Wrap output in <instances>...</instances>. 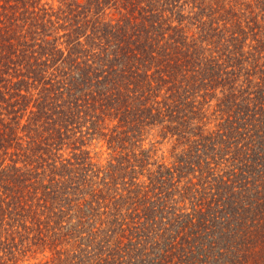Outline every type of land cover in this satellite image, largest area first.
I'll return each mask as SVG.
<instances>
[{"label": "trees", "instance_id": "obj_1", "mask_svg": "<svg viewBox=\"0 0 264 264\" xmlns=\"http://www.w3.org/2000/svg\"><path fill=\"white\" fill-rule=\"evenodd\" d=\"M59 2L0 0V264H264V0Z\"/></svg>", "mask_w": 264, "mask_h": 264}, {"label": "rangeland", "instance_id": "obj_2", "mask_svg": "<svg viewBox=\"0 0 264 264\" xmlns=\"http://www.w3.org/2000/svg\"><path fill=\"white\" fill-rule=\"evenodd\" d=\"M52 4H54V6H58L59 5V0H49ZM159 139V137L157 135H154L150 138L149 141H147L146 146L150 147L152 143H154L155 141H157ZM172 145L171 142L169 141H164L162 144L158 143L156 144V148H157V157L163 161H166L168 163L172 162L174 160L173 158V153H172ZM105 147H96L94 152H98L97 158H105L106 157V153H102L104 152ZM34 262V261H32Z\"/></svg>", "mask_w": 264, "mask_h": 264}]
</instances>
